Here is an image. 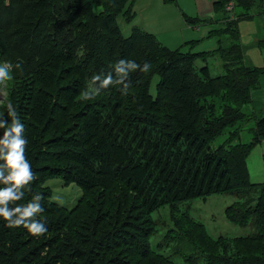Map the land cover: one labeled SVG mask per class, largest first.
I'll list each match as a JSON object with an SVG mask.
<instances>
[{
  "label": "trees",
  "instance_id": "trees-1",
  "mask_svg": "<svg viewBox=\"0 0 264 264\" xmlns=\"http://www.w3.org/2000/svg\"><path fill=\"white\" fill-rule=\"evenodd\" d=\"M134 1H2L0 18L1 13L6 17L0 20V58L12 65L11 109L18 111L26 125L25 158L32 170L40 168L37 174L42 178L52 175L82 186L81 190L92 191V200L100 190L105 193L100 200L98 223L86 227L87 236L74 235L73 258L85 260L86 243L93 249L97 247L102 257H114L124 250L119 248L123 244L118 246L116 241L124 240L130 247L124 253L130 258L136 255L135 247L140 256L152 257L154 264L155 259L175 264L154 252L147 239L149 229L142 228L153 221L150 212L158 203H167L171 196L182 202L193 195L217 191L231 193L239 189L243 193L256 185L249 181L245 164L249 151L264 140V106L258 110L261 114L254 123L257 132L249 143L236 140L234 144L232 139L240 134L242 119L249 120L257 110L253 91L264 74V67L245 66L243 47L236 43L237 22L253 19L249 12L256 2L212 1L223 14V26L214 29L218 46L205 55L162 47L142 26H134L128 36L121 35L116 18L130 20ZM257 2L258 8L263 6L261 0ZM229 3L230 11L226 10ZM225 34L230 43L223 48L220 36ZM254 44L264 50V38L255 39ZM216 52L225 62L224 74L201 79L193 70L194 61ZM121 59L135 61L141 67L147 62L150 71L125 64L120 66L124 72L117 74L115 64ZM109 73L114 83L85 100L84 95L98 86L93 76L99 75L102 82ZM124 73L129 74L127 95L122 94L123 84L115 83ZM153 75L160 76L155 97L148 90ZM223 136L215 147V138ZM34 145V151L28 150ZM52 162L60 166H50ZM77 162L82 165V171H77L85 172L83 176L88 179L67 166ZM4 163L0 159V166ZM262 166L264 169V157ZM10 171L0 167L3 177ZM5 187H12V183L0 179V189ZM255 203L252 208L247 205L242 209L234 203L224 212L237 226L245 225L254 214L260 229L258 247L264 248L263 193ZM67 226L70 223L65 221L61 228ZM41 245L42 240L32 242V248ZM69 254L63 252L54 258L61 264H77L66 260ZM247 254L237 258L240 264H264V249ZM214 255L204 256V264L233 263ZM100 260L98 255L87 264ZM123 263V259L115 262ZM45 264H52L51 258Z\"/></svg>",
  "mask_w": 264,
  "mask_h": 264
},
{
  "label": "rangeland",
  "instance_id": "rangeland-1",
  "mask_svg": "<svg viewBox=\"0 0 264 264\" xmlns=\"http://www.w3.org/2000/svg\"><path fill=\"white\" fill-rule=\"evenodd\" d=\"M2 1L8 2V0H0V3ZM212 1L214 0H135L131 6L133 17L125 22L117 16L116 21L119 23V31L123 36H128L130 29L134 26H142L146 32L155 36L162 47L169 50L183 54H198L199 52L210 55L219 44L216 43L217 34L214 33V29L223 26L220 22L223 14L215 9ZM255 2L256 4L249 12L253 19L237 22L235 27L236 43L243 47L245 66L261 69L264 67V50L259 49L254 41L264 38V12H262L264 5L258 8L259 2L257 0ZM236 11L238 9H235L234 12ZM4 17L6 16L1 13L0 20ZM228 37V34L220 36V44L223 45V48L230 43ZM5 62L8 63V60L0 58V65ZM224 65L225 62L216 52L215 55L207 56L204 60L200 57L196 58L193 70L198 77L206 80L208 77L223 75L222 66ZM159 79V75H153L150 84H148V90L152 97L157 94L156 85ZM256 86L253 96L258 100L255 104L257 110L252 112L249 120L243 118L239 123L242 129L240 134L232 137L234 144L236 140L240 143H249L257 132L254 123L255 118L261 114L258 110L264 106V74L259 76ZM12 89L11 79L0 81V116L7 120L6 128L10 127L12 122V117L8 114L9 111L13 112L19 123L25 125L20 118L21 115L17 114L18 111H13L8 107L13 103ZM6 128H0V134L4 135ZM224 135L227 136V133ZM225 136L215 138V147ZM34 148L35 145L29 147L28 150L34 151ZM246 156L245 167L249 181L256 184L253 188L247 187L248 189L243 193L241 190L235 189L231 193L217 191L203 196L193 195L182 202L171 196L167 203L166 201L158 203L157 207L151 210L150 215L153 221L148 226L144 223L142 228L148 227V243L155 253L167 257L175 264H204V256L208 255L213 258L214 254L221 255L224 260L232 261V264L237 262L240 264L237 258L248 255L247 253L255 254L264 249L258 247L260 242L256 238L260 229L254 214L245 225L237 226L235 223L229 222L224 212L234 203H239L236 206L241 209L247 205L252 208L258 201L259 195L264 194V169L262 166L264 140H260ZM46 165L48 164L46 163ZM49 165L60 166L53 162ZM67 166L74 169L72 172L82 171V165L78 162L72 165L67 163ZM38 169L42 171L40 168ZM38 169L32 170L35 179L20 188L24 193L21 201L19 203L9 201L8 208L11 210L17 205H26L32 200L33 203H37L38 201L34 197L39 194L42 197L40 203L44 210L38 213L35 218L46 222L47 232L40 237H35L23 225L16 228L7 227V222L3 217H0V264H36L38 261L41 262L40 264H45L48 258H51L52 264H61L54 257L56 255V258L61 257L58 255L63 252H70L69 255H65L66 260L77 264L93 262L94 257L98 255L101 260L94 264H115L116 261L122 259L124 260L123 264H154L152 257L140 256L139 248L134 246L136 252L134 258L127 256L124 252H127L130 247L125 244L124 240L116 241L118 246L123 244L119 248L124 250L116 253L114 257H102V252L97 247L93 249L89 243H86L88 248L85 260H79L77 256H75L76 259L73 258L72 254L75 253L74 235L83 233L84 236H87L85 234L86 227L91 226L93 222L98 223L97 214L102 205L100 200L105 193L100 190L92 200L89 197L92 191H83L81 190L82 186L70 183L65 178H54L52 175L48 179L42 178L37 174ZM81 171L76 173L84 178L83 173L85 172L81 173ZM89 181L91 180L89 179ZM61 208L64 210L62 211ZM65 221H68L70 226L63 229L61 227ZM91 227L93 228V226ZM38 240H42L43 246L32 248V242ZM141 241L143 242V240ZM111 248L113 247L111 246ZM53 251H55L54 255H50ZM155 261H157L155 264H168L156 259Z\"/></svg>",
  "mask_w": 264,
  "mask_h": 264
},
{
  "label": "clouds",
  "instance_id": "clouds-1",
  "mask_svg": "<svg viewBox=\"0 0 264 264\" xmlns=\"http://www.w3.org/2000/svg\"><path fill=\"white\" fill-rule=\"evenodd\" d=\"M127 64L133 69H139L142 72L150 71L151 65L147 62L141 65L137 64L132 60L121 59L115 64V72L117 74L124 72V69L120 67L121 65ZM12 65L5 62V64L0 65V81L10 79L9 71ZM20 68V65H16ZM128 73H124L123 76H119L115 80L117 84H123L121 89L122 94L127 95L129 84L127 82ZM98 83L95 91L89 90L84 95L85 100H91L95 95L101 90L107 88L109 85L114 83L113 76L109 73L101 82V77L99 75L93 76V83ZM9 109L12 105L9 104ZM9 116L12 117L11 126L6 128L7 120L0 116V128H6L4 133V139L0 140V159L4 160V165L0 166L3 168L10 169L9 175L3 177V173L0 172V179L3 183H12V187H5L0 189V217L7 222V227L16 228L23 225L28 229L32 236L40 237L47 232L46 222L36 219L38 213L43 212V206L40 203L42 197L37 194L34 198L38 201L33 203V200L26 205H17L13 209L8 208L9 201L21 200L24 193L23 191L17 193L16 189L23 188L25 185L29 184L35 179L32 171L31 164L25 158V146L28 143L27 139L23 136L25 131V125L17 121L16 116L12 111H9ZM18 114V113H17ZM15 133V135H13ZM5 149H7L5 153ZM15 217V218H14Z\"/></svg>",
  "mask_w": 264,
  "mask_h": 264
},
{
  "label": "crops",
  "instance_id": "crops-1",
  "mask_svg": "<svg viewBox=\"0 0 264 264\" xmlns=\"http://www.w3.org/2000/svg\"><path fill=\"white\" fill-rule=\"evenodd\" d=\"M262 2H263V5H264V1L263 0H261ZM264 11V10H263Z\"/></svg>",
  "mask_w": 264,
  "mask_h": 264
},
{
  "label": "built area",
  "instance_id": "built-area-1",
  "mask_svg": "<svg viewBox=\"0 0 264 264\" xmlns=\"http://www.w3.org/2000/svg\"><path fill=\"white\" fill-rule=\"evenodd\" d=\"M228 8V7H227ZM228 9H230V8H228Z\"/></svg>",
  "mask_w": 264,
  "mask_h": 264
}]
</instances>
